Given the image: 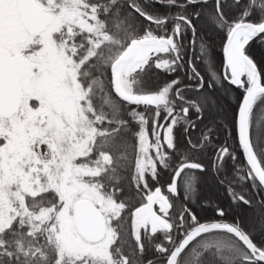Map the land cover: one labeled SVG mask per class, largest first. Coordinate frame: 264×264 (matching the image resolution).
Returning <instances> with one entry per match:
<instances>
[{
  "label": "snow or ice",
  "instance_id": "6c2138e0",
  "mask_svg": "<svg viewBox=\"0 0 264 264\" xmlns=\"http://www.w3.org/2000/svg\"><path fill=\"white\" fill-rule=\"evenodd\" d=\"M255 47L264 0H0V264H264Z\"/></svg>",
  "mask_w": 264,
  "mask_h": 264
},
{
  "label": "trees",
  "instance_id": "16d2710c",
  "mask_svg": "<svg viewBox=\"0 0 264 264\" xmlns=\"http://www.w3.org/2000/svg\"><path fill=\"white\" fill-rule=\"evenodd\" d=\"M156 7L161 12L168 11L162 5H157ZM219 54L220 53H218V55ZM252 54L254 56V59L257 60L258 65L264 67V48L255 47V48H253ZM220 191H221L222 200L218 201V203H220L221 206H227L228 203H229L228 198H227V195L223 193V190L222 189H220ZM249 194H251V193H249ZM243 207L245 209H247V206H243ZM196 210L199 211V214L201 216H211V215H213L212 210L210 208L207 209V210H199V209H196ZM251 212H253L252 209H247V211L244 214L251 213ZM256 235H257V239H260L261 238L259 232H257Z\"/></svg>",
  "mask_w": 264,
  "mask_h": 264
},
{
  "label": "rangeland",
  "instance_id": "374dc122",
  "mask_svg": "<svg viewBox=\"0 0 264 264\" xmlns=\"http://www.w3.org/2000/svg\"><path fill=\"white\" fill-rule=\"evenodd\" d=\"M205 196L213 201H220L222 200L221 191L220 189H217L215 187L206 188L205 189ZM248 217H251L253 215V212L245 214Z\"/></svg>",
  "mask_w": 264,
  "mask_h": 264
},
{
  "label": "flooded vegetation",
  "instance_id": "af4514ba",
  "mask_svg": "<svg viewBox=\"0 0 264 264\" xmlns=\"http://www.w3.org/2000/svg\"><path fill=\"white\" fill-rule=\"evenodd\" d=\"M219 55L222 56V53H220Z\"/></svg>",
  "mask_w": 264,
  "mask_h": 264
}]
</instances>
